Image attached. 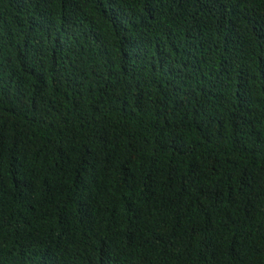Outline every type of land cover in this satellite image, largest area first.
<instances>
[{"label":"trees","instance_id":"1","mask_svg":"<svg viewBox=\"0 0 264 264\" xmlns=\"http://www.w3.org/2000/svg\"><path fill=\"white\" fill-rule=\"evenodd\" d=\"M0 264H264V0H0Z\"/></svg>","mask_w":264,"mask_h":264}]
</instances>
